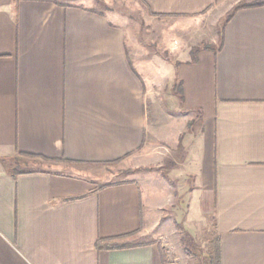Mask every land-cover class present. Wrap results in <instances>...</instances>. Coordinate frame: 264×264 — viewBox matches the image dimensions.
<instances>
[{"label": "crops", "instance_id": "1", "mask_svg": "<svg viewBox=\"0 0 264 264\" xmlns=\"http://www.w3.org/2000/svg\"><path fill=\"white\" fill-rule=\"evenodd\" d=\"M138 1L150 19L213 8L219 37L167 61L174 43L107 0H0V264H174L183 194L220 264H264V0ZM115 163L148 175L81 174Z\"/></svg>", "mask_w": 264, "mask_h": 264}, {"label": "rangeland", "instance_id": "2", "mask_svg": "<svg viewBox=\"0 0 264 264\" xmlns=\"http://www.w3.org/2000/svg\"><path fill=\"white\" fill-rule=\"evenodd\" d=\"M58 1L62 3H78L82 0ZM98 3L100 4L101 1H98ZM107 3L110 5L111 11H116L125 18L127 24L141 29V31L155 28L159 44L160 40L163 43L173 42V48H167L165 44V47L159 46L156 48L159 58H164L167 61H176L185 55L188 50H190V55H194V52L200 49L202 45H212L213 39L219 37V30L222 25V21L218 18L219 12L213 8L197 18L173 17L150 19L138 0H107ZM154 49L151 48L152 51ZM169 108L171 107L169 106ZM159 150V152H164L165 149L160 148ZM169 153H172V150L167 152V154ZM127 166L128 164L125 165L123 163L86 165L81 166V174L89 179L96 188L134 178L142 182L143 179L140 176L148 175L143 172H137L139 170H134ZM166 166L164 163L163 174L165 173ZM181 199L183 201L180 202ZM177 200L179 203L177 201L176 207H174L175 210L170 209L167 211L170 219L169 223L172 221V224L169 232L163 239L166 247L165 252H167V255L170 256L169 258L174 264H204V252L208 248L207 241L209 234L212 232V219L208 218V221L203 219L198 220L194 218L193 214H186V201L188 200H186L184 194ZM185 236L186 239L189 238L185 242L191 252L190 254L184 251V245L181 242V238H185Z\"/></svg>", "mask_w": 264, "mask_h": 264}, {"label": "trees", "instance_id": "3", "mask_svg": "<svg viewBox=\"0 0 264 264\" xmlns=\"http://www.w3.org/2000/svg\"><path fill=\"white\" fill-rule=\"evenodd\" d=\"M259 3L260 2H257V3L256 2H252V3H241V4H239V5H237L236 7L233 8L232 12L228 15V18H230L231 15H232V13L234 11H236L237 9H239V8L254 6V5H257ZM176 87H177V92L180 94L181 93L180 86L177 85ZM187 239L189 240V238H187ZM187 239H186V236H185V238H181V242L184 245V248H183L184 251L186 253H189L190 254L191 252L189 251L188 247L186 246V242H185V241H188ZM207 242H208V248L204 252L205 253V256H204V264H220L218 245L216 244V242H215V240L213 238L212 233L209 234V239H208ZM105 246L107 247V245L100 244V242L97 243V248H101V247L105 248ZM109 247L112 248L114 246L109 245Z\"/></svg>", "mask_w": 264, "mask_h": 264}]
</instances>
